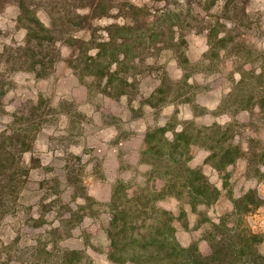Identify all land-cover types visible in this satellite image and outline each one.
I'll list each match as a JSON object with an SVG mask.
<instances>
[{"label":"rangeland","instance_id":"obj_1","mask_svg":"<svg viewBox=\"0 0 264 264\" xmlns=\"http://www.w3.org/2000/svg\"><path fill=\"white\" fill-rule=\"evenodd\" d=\"M110 5L88 33L75 35L84 37L88 56L110 37L116 45L124 39L132 44L121 50L110 87L108 76H100L111 50L102 53L101 67L85 70L70 66L64 60L69 48L57 45L61 54L55 63L35 71L18 6L0 11V263L51 264L59 249L69 248L82 252L83 264H115L106 255L103 229L118 185H123L118 203L131 210L129 227L147 232L167 222L181 245L195 242L201 251L207 249L204 233L211 222L233 212L228 189L239 198L257 188L264 198L255 167L247 171L240 159L224 170L221 162L227 147L234 158L238 145L264 146V0H111ZM33 7L46 21L64 14L56 1L35 0ZM130 12L146 17L135 34L120 27ZM162 77L170 87L157 93ZM160 128L168 140L187 130L189 164L220 191L215 203L193 207L185 192L170 189L153 208L144 206L145 193L138 192L151 169L141 157L144 136ZM12 142L26 149L15 162L4 158ZM85 205L90 207L82 209ZM236 218V226L264 234V204ZM85 227H97L88 244L80 236Z\"/></svg>","mask_w":264,"mask_h":264},{"label":"trees","instance_id":"obj_2","mask_svg":"<svg viewBox=\"0 0 264 264\" xmlns=\"http://www.w3.org/2000/svg\"><path fill=\"white\" fill-rule=\"evenodd\" d=\"M51 1L60 4L64 14L60 17L51 16V19L46 21L38 15L37 7H33L35 0H0V11L9 4H15L19 8L18 23L22 24L26 30L25 47L31 53L30 58L34 70L43 72L49 64L55 63V56H59L61 52L56 50L57 45L69 48V53L64 60L70 66H81L85 70L90 69L93 65L101 67L103 64L99 61L100 57L111 50L110 60L106 65L108 69L102 71L100 77L108 76L107 85L114 86V77L119 74L121 50H128L129 47H133L132 44L128 45L124 39L116 45L118 40L110 37L101 43L102 47L99 48L95 56H88L87 50L90 47L86 46L84 37L75 36L79 31L88 33L94 19L106 16L113 8L110 5L111 0ZM132 8L144 10V6L139 5H133ZM81 10H84L85 13H81ZM125 18L127 19L120 27L123 31L128 30L133 34L138 31L137 28H140V18H144V23L146 20L145 16L140 17L137 13L132 12ZM207 40L212 44L213 31L208 33ZM180 56L183 61L187 62L184 53ZM123 57L125 56L123 55ZM113 63L117 65L115 70L110 67ZM165 82L166 80L162 77L157 93L164 92V88L168 87ZM212 129L211 126L198 130V136L201 132ZM165 133L166 129L160 128L149 131L144 136L145 150L141 153V157L143 161L151 165L148 172L149 179L145 182L144 187H139L141 191L138 192L145 193L144 206L151 204L153 208V203L159 200V195L160 197L165 195V191L170 189L173 190L170 192L176 190L177 194L185 192L193 207L198 204L215 203L220 197V191L201 168L189 164L190 136L187 130L183 129L175 133L172 140H168ZM11 146L13 149H3L4 158L12 159L15 162L17 154L18 157L23 155L26 149H20L15 142H12ZM228 149L229 147L221 155L224 170L227 165L242 159L247 164V171L255 167L258 180H262L264 183V169L262 170L264 167V146L260 149L251 146L241 149L238 145L234 158L231 157L233 154ZM257 151L262 152L258 154ZM210 157L215 158L216 153H211ZM15 167L18 168L19 164L16 163ZM216 168L221 170L219 167ZM222 178L225 188H228V179ZM122 187L123 185L115 187L109 203V221L107 227L103 229L108 240L105 249L106 255L115 264H264V250L261 248L264 234L236 226L237 222L240 223V219H237L236 216L247 214L264 204V198L258 194L257 188L249 190L239 198H233L231 190L228 189L233 212L221 215L218 222H211V226L204 233L207 249L201 251L195 242L188 246L181 245L176 238L174 227L169 226L167 222L164 225H168V227H163L159 222L158 227H151L147 232H136L134 227H129V224L133 222L128 218L131 210H127L126 206L118 203ZM84 207L90 206H81L82 209ZM95 229L97 230V227H85L81 230L80 236L83 237L85 243L90 242V234ZM69 232L68 235L71 234ZM82 260L83 254L80 250L61 248L58 250L56 260L51 264H83ZM0 264L8 263L1 262Z\"/></svg>","mask_w":264,"mask_h":264}]
</instances>
